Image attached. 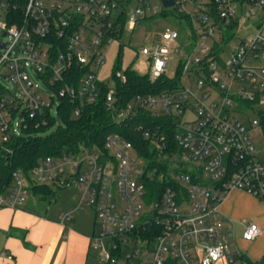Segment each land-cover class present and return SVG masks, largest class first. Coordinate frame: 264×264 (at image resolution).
Instances as JSON below:
<instances>
[{
	"label": "built area",
	"instance_id": "2783aa9c",
	"mask_svg": "<svg viewBox=\"0 0 264 264\" xmlns=\"http://www.w3.org/2000/svg\"><path fill=\"white\" fill-rule=\"evenodd\" d=\"M24 1L0 2L6 19L0 26V44L6 45L0 49V77L13 85L0 83L3 141L32 125L48 127L62 97L94 104L105 85L99 75L111 44L126 32L135 33L142 21L169 12L173 24L154 32L151 46L138 55L151 62V82L166 77L174 86L122 105L116 87L126 76L117 72L106 105L119 122L139 111L174 118L182 153L174 157L168 176L159 174L158 180L169 185L157 196L146 185L157 171L148 173L134 145L111 134L103 150L84 147L47 157L29 177L16 172L9 187L0 181V208H23L32 185L55 193L74 188L81 199L73 211L60 214L59 222L65 225L77 211L92 208L90 246L100 250L105 264H248L229 245L235 222L222 216L221 205L235 190L264 202V157L253 138L258 131L264 137V0H173L170 8L159 0L163 11L151 0ZM10 17L18 22L10 25ZM235 37L240 42L224 59ZM171 61L178 62L173 75ZM29 67L49 96L28 74ZM255 110L258 119L240 120ZM81 112L77 107L74 116ZM17 117L20 122L14 124ZM262 234L250 224L243 239L253 242ZM5 255L0 252V258Z\"/></svg>",
	"mask_w": 264,
	"mask_h": 264
},
{
	"label": "trees",
	"instance_id": "16d2710c",
	"mask_svg": "<svg viewBox=\"0 0 264 264\" xmlns=\"http://www.w3.org/2000/svg\"><path fill=\"white\" fill-rule=\"evenodd\" d=\"M9 12L11 14L13 8H10ZM18 14L21 21L24 18V11L20 10ZM172 15L175 19L179 18L178 20L183 18L174 13ZM170 16L171 13L162 12L156 17L167 21L170 20ZM123 20H125L124 15ZM16 22L18 21L11 17L8 19L10 25ZM119 69L120 65L115 68L114 77ZM124 75L126 82H118L116 87L117 96L122 105L127 104L137 95L158 94L174 86V83L166 77L157 82H151L148 75H141L131 69ZM109 91L108 86L102 85L100 97L90 105H82L80 101H73L69 96L62 97L57 108L58 117L50 118L48 127L36 129L32 125L30 131L22 135H14L8 141H0L1 185L11 186L16 172L29 177L31 171L47 157L78 153L84 147L103 150L107 137L118 134L134 145L139 156L145 160L148 173L157 171L158 174L154 178L148 177L146 185L149 192L157 193L159 196L158 193L169 185L167 181L158 180L159 174L168 176V169L174 164V157L182 153L176 140L178 124L172 117L154 116L148 111H139L132 118L119 122L108 111L106 105ZM79 106L82 112L76 117L74 111ZM30 190L31 195L41 201L55 195L48 186L32 185ZM242 258L248 264H264V258L259 261H252L245 255Z\"/></svg>",
	"mask_w": 264,
	"mask_h": 264
},
{
	"label": "rangeland",
	"instance_id": "374dc122",
	"mask_svg": "<svg viewBox=\"0 0 264 264\" xmlns=\"http://www.w3.org/2000/svg\"><path fill=\"white\" fill-rule=\"evenodd\" d=\"M4 0H0L2 2ZM152 7L158 8L160 11H163V5L159 0H151ZM158 17V16H157ZM148 18L140 23L139 27L135 31V33L126 32L122 38L115 40L110 48L106 51V63L102 67L100 71L99 78L106 86L110 89L114 86V70L115 68L120 65V69L118 72L120 74H124L127 70L131 69L136 71L141 75H148L150 71L151 62L146 58L139 56L138 52L143 46H151V35L157 31H163V29L168 26L172 25L173 22L170 20H163L159 18ZM6 23V19L3 13H0V26H3ZM252 22H247L250 25ZM155 24V26H154ZM246 24V25H247ZM245 34H249L252 30H246ZM232 35V32L230 33ZM241 36H243L241 34ZM3 40L2 34L0 31V42ZM5 41L7 39L5 38ZM240 42L238 37H235L229 43V49L226 50L225 54L223 55L224 59H228L231 56L232 49L236 47ZM178 64L177 61H171L169 67V74L173 75L176 71V65ZM28 74L31 78L40 85L41 91L47 93L45 86L43 83L38 79L37 75L35 74L32 68L27 69ZM0 83L3 84L4 87L12 88L13 85L7 82L5 79L0 77ZM16 94L19 91L15 88L14 89ZM45 96L47 102H50L49 95ZM54 116L58 117L57 109H54ZM186 118L190 119L189 116ZM59 119V118H58ZM258 119V112L255 111H247L246 114L244 113L240 116V120L243 121L245 124H249L251 121ZM20 122V118L17 117L14 120V124ZM59 122V120H58ZM19 130V129H18ZM254 143L259 151L260 155L264 157V137L258 131L253 133ZM3 140V134L0 131V141ZM234 191L231 192V196L234 195ZM247 196L242 195H235L230 203V205L224 206L222 208V212L228 216L231 220L235 222V226H237L235 232V239L232 237L229 240V245L231 249L236 252L239 250L242 254L246 255L252 261L261 260L264 257V236L258 238L253 242H247L243 240V232L245 228H241L240 226H248L250 224L258 225L262 231H264V202L260 201L259 199L253 197L248 193H243ZM81 199V193L77 189H64V190H57L54 197H50V199L41 201L34 196H30L25 207H30L37 209L39 213L43 215H47L49 218L54 217L56 214L60 212H68L74 210L76 205ZM226 208H230L235 210L236 213H227ZM75 222L84 224L85 226H76L78 228H83L88 231H92L94 229L95 224V212L92 208H85L82 211H77L75 213ZM264 235V234H263ZM237 239V242H235ZM90 254V262L89 264H105L99 258L100 250L91 248ZM220 264H228L226 261L221 262ZM236 264H242V262L237 261Z\"/></svg>",
	"mask_w": 264,
	"mask_h": 264
},
{
	"label": "crops",
	"instance_id": "0c3cea01",
	"mask_svg": "<svg viewBox=\"0 0 264 264\" xmlns=\"http://www.w3.org/2000/svg\"><path fill=\"white\" fill-rule=\"evenodd\" d=\"M233 193V196L230 193L223 202L221 210L230 205L235 195L247 196L243 191L235 190ZM226 212L236 213L230 208H226ZM61 213L49 218L37 209L25 206L18 210L1 209L0 252L6 255L0 258V264H89L95 224L91 232L76 227L85 225L75 222L74 219L62 225L59 222ZM221 214L225 219H230L222 211ZM236 228L237 226L235 230Z\"/></svg>",
	"mask_w": 264,
	"mask_h": 264
},
{
	"label": "water",
	"instance_id": "95a60500",
	"mask_svg": "<svg viewBox=\"0 0 264 264\" xmlns=\"http://www.w3.org/2000/svg\"><path fill=\"white\" fill-rule=\"evenodd\" d=\"M163 1V5L165 8H170L173 7L174 5V1L173 0H162ZM6 36V34L4 35V37ZM6 47L5 44H0V49H4Z\"/></svg>",
	"mask_w": 264,
	"mask_h": 264
}]
</instances>
